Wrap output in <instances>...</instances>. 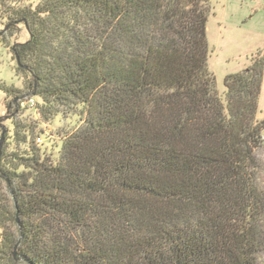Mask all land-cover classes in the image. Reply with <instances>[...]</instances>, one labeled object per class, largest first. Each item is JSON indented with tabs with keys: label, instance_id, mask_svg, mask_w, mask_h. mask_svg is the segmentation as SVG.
Segmentation results:
<instances>
[{
	"label": "trees",
	"instance_id": "trees-1",
	"mask_svg": "<svg viewBox=\"0 0 264 264\" xmlns=\"http://www.w3.org/2000/svg\"><path fill=\"white\" fill-rule=\"evenodd\" d=\"M7 2L8 30L29 35L12 52L39 117L77 119L56 156L14 122L0 264H260L264 58L219 93L209 0Z\"/></svg>",
	"mask_w": 264,
	"mask_h": 264
},
{
	"label": "rangeland",
	"instance_id": "rangeland-1",
	"mask_svg": "<svg viewBox=\"0 0 264 264\" xmlns=\"http://www.w3.org/2000/svg\"><path fill=\"white\" fill-rule=\"evenodd\" d=\"M40 1L20 0V4L35 6ZM7 3L10 6L15 5L11 0ZM209 6L206 24L208 66L215 77L217 90L222 94L227 74L246 68L256 56L264 58V0H209ZM2 10L0 7V85L19 92H15V96L7 95L0 87V136L2 128L6 130L2 147L6 145V152L14 150L13 124L18 122L28 127L34 126L35 136L40 138V141L36 142L46 153L56 156L62 140L61 132L75 125L77 118L55 117L50 122H43L37 113L36 105L31 107L20 103V100L29 96L25 87L29 79L17 72L12 48L16 43L25 42L29 35L23 24L16 25L15 30L10 32L8 15ZM34 100L37 102L38 99L34 97ZM263 117L264 71L257 112L259 120ZM257 156L261 166L260 178L264 185V148L257 151ZM0 192H6L2 182ZM260 264H264V255L260 258Z\"/></svg>",
	"mask_w": 264,
	"mask_h": 264
},
{
	"label": "built area",
	"instance_id": "built-area-1",
	"mask_svg": "<svg viewBox=\"0 0 264 264\" xmlns=\"http://www.w3.org/2000/svg\"><path fill=\"white\" fill-rule=\"evenodd\" d=\"M20 101H21L20 103L22 105H28V106H31V107H33L35 105V100H34V97H32V96H28V97L25 98V100H20ZM36 141L37 142L40 141V138L37 137Z\"/></svg>",
	"mask_w": 264,
	"mask_h": 264
},
{
	"label": "water",
	"instance_id": "water-1",
	"mask_svg": "<svg viewBox=\"0 0 264 264\" xmlns=\"http://www.w3.org/2000/svg\"><path fill=\"white\" fill-rule=\"evenodd\" d=\"M6 130L2 128L1 136H0V154H1V148H2V141L4 139Z\"/></svg>",
	"mask_w": 264,
	"mask_h": 264
}]
</instances>
